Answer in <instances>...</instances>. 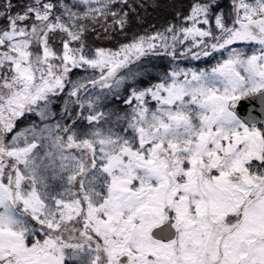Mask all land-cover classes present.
<instances>
[{
  "label": "snow or ice",
  "instance_id": "1",
  "mask_svg": "<svg viewBox=\"0 0 264 264\" xmlns=\"http://www.w3.org/2000/svg\"><path fill=\"white\" fill-rule=\"evenodd\" d=\"M0 264H264V0H0Z\"/></svg>",
  "mask_w": 264,
  "mask_h": 264
},
{
  "label": "trees",
  "instance_id": "2",
  "mask_svg": "<svg viewBox=\"0 0 264 264\" xmlns=\"http://www.w3.org/2000/svg\"><path fill=\"white\" fill-rule=\"evenodd\" d=\"M149 11L151 12L152 11V9H149ZM153 15H155V13H153ZM197 65L199 64V62H195Z\"/></svg>",
  "mask_w": 264,
  "mask_h": 264
}]
</instances>
